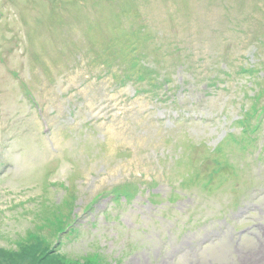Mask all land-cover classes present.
<instances>
[{
  "label": "rangeland",
  "instance_id": "1",
  "mask_svg": "<svg viewBox=\"0 0 264 264\" xmlns=\"http://www.w3.org/2000/svg\"><path fill=\"white\" fill-rule=\"evenodd\" d=\"M255 102L264 0H0V264H264Z\"/></svg>",
  "mask_w": 264,
  "mask_h": 264
},
{
  "label": "trees",
  "instance_id": "2",
  "mask_svg": "<svg viewBox=\"0 0 264 264\" xmlns=\"http://www.w3.org/2000/svg\"><path fill=\"white\" fill-rule=\"evenodd\" d=\"M30 240H31V242H33V243H35L36 241V245H39V246H43L44 247V244H42L41 242H39L40 241V239H39V235L38 234H34V235H32V234H30ZM36 245H33V246H36ZM41 248V247H40ZM34 254H36L37 252H34V251H32ZM39 252V251H38ZM36 255H39V254H36Z\"/></svg>",
  "mask_w": 264,
  "mask_h": 264
}]
</instances>
